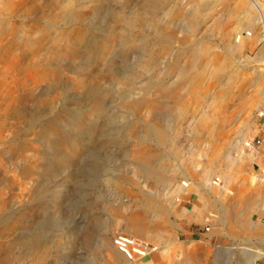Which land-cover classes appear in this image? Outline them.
<instances>
[{"label": "rangeland", "instance_id": "1", "mask_svg": "<svg viewBox=\"0 0 264 264\" xmlns=\"http://www.w3.org/2000/svg\"><path fill=\"white\" fill-rule=\"evenodd\" d=\"M213 1L0 0V62L14 69L7 76L16 96L14 109L0 112V249L10 251V264H179L190 254L202 264H250L253 255L264 264V226L256 244L247 237V208L254 222L264 216V196L256 194L258 180L250 182L254 160L247 165L237 147L252 149L256 160L264 155V39L244 49L241 21L222 37L215 20L233 0L211 8ZM68 4L82 20L67 14ZM76 27L84 37L66 52L58 34ZM203 47L232 62L203 103L180 113L187 78L179 71ZM232 78L230 92H239L223 119L226 135L208 156L199 122L213 92ZM246 79L256 85L241 87ZM239 94L252 99L241 107ZM228 153L236 186L227 191L247 194L231 206L236 222L248 224L237 237L208 226L220 202L209 171ZM185 183L192 191L177 193ZM131 216L147 228L135 232ZM7 224L14 228L3 230ZM117 236L147 247L145 256L126 259L114 247Z\"/></svg>", "mask_w": 264, "mask_h": 264}, {"label": "bare ground", "instance_id": "2", "mask_svg": "<svg viewBox=\"0 0 264 264\" xmlns=\"http://www.w3.org/2000/svg\"><path fill=\"white\" fill-rule=\"evenodd\" d=\"M226 1L229 0H216L211 2L209 5L212 8L213 5L217 2L224 4L226 3ZM255 5L257 6L258 10L254 8ZM72 9H74L72 4H68L66 10L67 14L74 16L78 21L82 20L83 15L79 12L76 13ZM255 10L258 12H256ZM223 12L224 14L219 18L217 17V19L215 20L216 28L219 30L222 37L225 38L227 36L226 30L231 26V23H233L234 21H236V24L233 23L234 24L233 27H236L237 29L236 31H238L240 29L239 23L241 21L243 22V24H245L247 31L245 36L244 33L240 35V39L242 41V46L244 49L246 50L249 49V41H248L249 39L253 41L264 39V31L261 32L260 30L254 28L252 25L254 22H261L262 24H264V13H262L264 12V0H233V2L225 5V9ZM177 14L178 12L176 13V15ZM58 37L63 38L66 41L64 50L66 52L72 53L74 51L73 48L74 43L76 41L81 40L84 37V34L82 29L80 30L79 28L76 27L70 32H60L58 34ZM201 49L202 50L198 51L195 54H192L190 58H188L190 65L188 66L186 65L187 67L179 71V74L181 76L187 78V80H185L187 82L184 81L185 83L182 86L185 87L186 96L184 97L183 101L178 105V110L180 113L185 109L203 103L205 101L206 95L209 92L210 83L215 79L217 72L223 71L226 67H228V64L232 62V58L229 55L222 56L220 58V56L213 55L208 47H203ZM162 51L166 52L167 51L166 47L163 48ZM3 64L4 62L3 63L0 62V67H1L0 68V112L2 114H8L14 109V106L16 104L15 103L16 96L13 90L14 87H11L9 84L12 82L11 77L7 76V75H11L12 72H14V69L12 66L9 65L4 66ZM255 71H260V70H255ZM2 75H5V77H2ZM204 78L209 79V84L207 83L206 85L203 83ZM8 80L9 82H7ZM256 80L257 79H246V81H244V83L240 86L245 87V85H248V87H253L254 84L256 85L257 82ZM229 83L231 85L229 84L228 86H226V88L220 87L219 89L213 92L212 100H211L212 104H210L209 107L210 109H208L206 113H203L202 118L199 122L200 131L206 133V140L208 141V145H207L208 156L210 153H211L210 155H212L215 152V150L219 146V143L223 140V138L226 135L225 133L226 127H224L223 125L224 122L223 119L224 116L227 114L229 102L235 97V93L239 92V90L238 92L235 93L230 92L231 86H233V88L236 91V78H232L229 81ZM246 93L248 94V92ZM258 95L260 98L261 97L264 98V88L261 89V92H258ZM248 97H244L243 94L238 95L237 101L239 102V105L241 107H243L244 105H246V103H248V99H247ZM250 99H252V96L249 97V101ZM251 126H252L251 122L244 123V128H243L244 133H249L251 130ZM233 149H236V142L233 145ZM228 156L229 158L226 164L216 163L214 165V163H212L211 168L213 169H210L211 171H209L208 169V171L210 172L209 174H211V186H212L211 193L216 198L217 197L220 198V202H218L215 206V214H218V217H216L215 215L210 216L208 221V226L211 227V231L213 233L215 232L217 234L225 233L228 236L237 237L239 235L238 233L239 230H241V228L243 227L245 229L246 225L248 224L244 222L241 223V221L236 222V217L231 211V206L232 204H234L233 202L236 198V194L230 197V192H228L227 189L231 190L234 189L233 187L236 186V163L235 160L231 158L230 153H228ZM257 163L260 165V167L264 166V157L258 158ZM154 175L158 176L159 174L154 172ZM158 178L160 179V177ZM190 191H192V188L188 183L183 184L181 186V189H177V193L190 192ZM3 206L4 204L0 203V210L2 209ZM248 209L250 208H247V210ZM128 222H130V224L135 228V232L138 233L147 228L143 219L137 216L129 217ZM12 227H13L12 224H7L4 226L5 229L3 230H7V229L12 230L14 228ZM256 231L257 229H250L247 237L254 238L253 236L257 234ZM159 235L160 233H158V231L156 230L154 232L155 243L159 242L160 240ZM114 247L118 251L115 245ZM146 250L147 249L142 251L136 250L135 253L128 252L127 253L129 254L128 257L124 256V254H122L120 251L118 252L122 254L126 259H132L133 256L142 257L145 254ZM205 255L203 257V261H205ZM262 257H264V254L258 255V258H262ZM11 260H12V255L10 251H7V249L6 250L0 249V264H10ZM255 260H256L255 256L253 255L250 264H255ZM179 264H202V260L199 258L198 259L192 258L190 254V256L185 257ZM211 264H217V262H213Z\"/></svg>", "mask_w": 264, "mask_h": 264}, {"label": "crops", "instance_id": "3", "mask_svg": "<svg viewBox=\"0 0 264 264\" xmlns=\"http://www.w3.org/2000/svg\"><path fill=\"white\" fill-rule=\"evenodd\" d=\"M251 142H252V138L250 139V141H249V144H250V147L252 148V146H251ZM237 147H239V151H240V153L242 154V155H244L245 156V158H243L242 160L244 161V160H246V162H247V165H248V161L249 160H254V161H252V162H254V164H256L255 166L254 165H252V167L251 168H253L252 169V171H251V175L253 176V178H251L250 180V182H252L253 180H258V187L260 188V189H262L260 192V194L259 193H256V194H258L259 196H264V176H262V173L261 172H264V166H262V167H260V165L256 162L257 160L256 159H253L254 157H250L249 156V154H251V151H252V149H249V151H248V149L246 148V147H244V146H242V145H240V144H238L237 145ZM236 147V148H237ZM244 151H245V153H244ZM258 154H264V151H261L260 153H258ZM257 154V155H258ZM261 157H264V155H260L258 158H261ZM256 160V161H255ZM246 164L245 165H243V166H239V173L241 172V174H243L244 175V167H246L247 166ZM240 168H242V169H240ZM261 170V171H260ZM253 173V174H252ZM242 195H244V196H247V194H246V190L245 189H243V187H241V188H239L238 187V189L236 190V199L238 200V196H242ZM249 200H252V199H250L249 198ZM252 201H257V200H252ZM260 201H262V204H264V197H262V198H260ZM254 204V203H253ZM250 209H249V218H247V220H248V223H249V228L250 229H257V231H256V235L255 236H253L254 238H248L249 239V242L250 243H252L253 245L254 244H256L257 243V240H259V238L261 237V227L260 226H258L259 224L260 225H262V226H264V216H259L257 213V215H256V218H255V222L251 219V214H252V208H253V206L252 207H249ZM259 211L261 212V213H264V208H262L261 206L259 207ZM259 233V234H258ZM259 235V236H258Z\"/></svg>", "mask_w": 264, "mask_h": 264}, {"label": "built area", "instance_id": "4", "mask_svg": "<svg viewBox=\"0 0 264 264\" xmlns=\"http://www.w3.org/2000/svg\"><path fill=\"white\" fill-rule=\"evenodd\" d=\"M114 244L116 246V248L118 249V251H120L122 254H124L125 256L128 257L129 253H135L136 250H145L147 249V247H143L142 245H139L138 243H136V241H134L133 239H129L127 237L124 236H117L114 239Z\"/></svg>", "mask_w": 264, "mask_h": 264}]
</instances>
